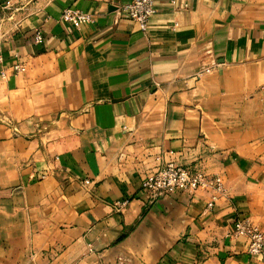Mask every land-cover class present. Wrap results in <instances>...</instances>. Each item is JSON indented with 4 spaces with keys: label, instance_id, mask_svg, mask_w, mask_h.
<instances>
[{
    "label": "crops",
    "instance_id": "0c3cea01",
    "mask_svg": "<svg viewBox=\"0 0 264 264\" xmlns=\"http://www.w3.org/2000/svg\"><path fill=\"white\" fill-rule=\"evenodd\" d=\"M129 1L0 0V264H264L232 235L264 233V0H156L146 33ZM168 162L227 195L151 202Z\"/></svg>",
    "mask_w": 264,
    "mask_h": 264
},
{
    "label": "built area",
    "instance_id": "2783aa9c",
    "mask_svg": "<svg viewBox=\"0 0 264 264\" xmlns=\"http://www.w3.org/2000/svg\"><path fill=\"white\" fill-rule=\"evenodd\" d=\"M174 3V0H172ZM9 3L6 4V6ZM118 9L130 20L136 22L142 32H148L151 18L157 12L156 0H130L120 4ZM61 20L71 25L74 29H80L83 24L93 21L90 14L72 7H67L61 14ZM35 42L43 40L42 32H36ZM2 58L0 57V61ZM13 71L21 73L26 67L21 64L13 66ZM89 183L88 181H86ZM141 190L147 194L151 202L174 192H196L207 191L210 194L207 209L213 210L220 198L227 195L225 181L219 175H210L198 169H191L168 162L160 166L156 171L147 174L141 182ZM128 200L114 203L115 210L119 211L126 206ZM234 237H245L248 239V252L252 255L264 256V233L248 218H237L233 226Z\"/></svg>",
    "mask_w": 264,
    "mask_h": 264
}]
</instances>
